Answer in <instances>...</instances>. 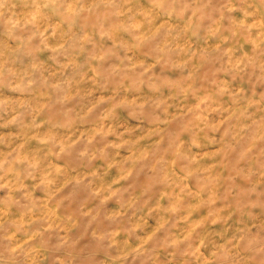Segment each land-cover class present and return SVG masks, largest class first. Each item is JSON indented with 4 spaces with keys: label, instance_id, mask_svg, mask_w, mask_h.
<instances>
[{
    "label": "clouds",
    "instance_id": "9594fccd",
    "mask_svg": "<svg viewBox=\"0 0 264 264\" xmlns=\"http://www.w3.org/2000/svg\"><path fill=\"white\" fill-rule=\"evenodd\" d=\"M0 264H264V0H0Z\"/></svg>",
    "mask_w": 264,
    "mask_h": 264
}]
</instances>
